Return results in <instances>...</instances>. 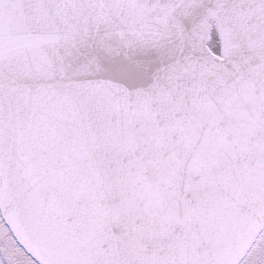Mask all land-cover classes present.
I'll return each instance as SVG.
<instances>
[{
    "label": "snow or ice",
    "instance_id": "1",
    "mask_svg": "<svg viewBox=\"0 0 264 264\" xmlns=\"http://www.w3.org/2000/svg\"><path fill=\"white\" fill-rule=\"evenodd\" d=\"M0 264H264V0H0Z\"/></svg>",
    "mask_w": 264,
    "mask_h": 264
}]
</instances>
